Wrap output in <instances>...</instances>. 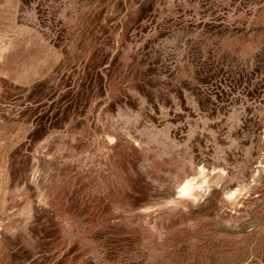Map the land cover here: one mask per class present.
Returning a JSON list of instances; mask_svg holds the SVG:
<instances>
[{
    "label": "rangeland",
    "instance_id": "1",
    "mask_svg": "<svg viewBox=\"0 0 264 264\" xmlns=\"http://www.w3.org/2000/svg\"><path fill=\"white\" fill-rule=\"evenodd\" d=\"M0 264H264V0H0Z\"/></svg>",
    "mask_w": 264,
    "mask_h": 264
},
{
    "label": "bare ground",
    "instance_id": "2",
    "mask_svg": "<svg viewBox=\"0 0 264 264\" xmlns=\"http://www.w3.org/2000/svg\"><path fill=\"white\" fill-rule=\"evenodd\" d=\"M180 190L185 192L188 190V181H185L181 186H180Z\"/></svg>",
    "mask_w": 264,
    "mask_h": 264
}]
</instances>
